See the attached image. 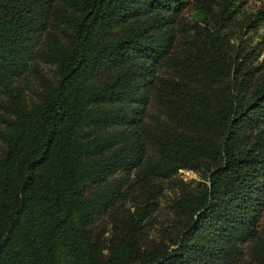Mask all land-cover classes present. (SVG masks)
<instances>
[{"label": "trees", "instance_id": "obj_1", "mask_svg": "<svg viewBox=\"0 0 264 264\" xmlns=\"http://www.w3.org/2000/svg\"><path fill=\"white\" fill-rule=\"evenodd\" d=\"M261 26L264 4L245 0H0V85L27 68L32 30L56 66L37 102L4 105L0 264H61V249L67 264H264ZM161 61L181 75H159ZM155 81L182 128H145ZM136 167L139 197L104 251L93 213L126 195L114 173ZM182 167L204 180L173 197L172 243L146 240L154 179Z\"/></svg>", "mask_w": 264, "mask_h": 264}, {"label": "rangeland", "instance_id": "obj_2", "mask_svg": "<svg viewBox=\"0 0 264 264\" xmlns=\"http://www.w3.org/2000/svg\"><path fill=\"white\" fill-rule=\"evenodd\" d=\"M262 4H264V0H245V7L249 10H253ZM65 28L63 24L59 23L55 26L54 31L57 35L62 36V29ZM115 29L113 28L112 31H115ZM263 29L264 26H261L259 31ZM43 33L44 31L41 29L30 31L29 38L27 39L28 53L30 55L27 68L20 74L7 78L0 85V130H5V120L12 117V114L4 107L6 103H9V105L18 103L28 106L37 102L45 86L54 81L55 64L41 60L38 54ZM253 36L255 37V35ZM107 70L108 68L106 66L102 67L99 69V72L94 73L93 78H98L102 73L107 72ZM157 73L159 75L169 76L181 75V72L163 63V61L157 65ZM162 92L163 90L160 89L159 82L155 81L154 84L150 85V99L145 105L143 124L152 134L153 131L161 129L166 124L182 128L181 125H177L174 119L170 118L165 112V107L159 97ZM147 148L149 152L153 151L155 149L154 142L147 140ZM139 173L140 170L138 167L118 169L114 175L122 179V186L125 187L126 195L119 198L112 207L105 211L93 213L91 225H98L100 227L102 233L100 240L104 251H106L105 244L111 224L113 222L123 221L129 215V212L134 210L135 201L139 197V187L136 179ZM204 175L203 169L182 167L167 178L154 179L158 186L156 195L157 204L153 210L155 223L145 225L146 240L152 237L155 240L161 241L164 246L172 243L171 235L176 233H173V213L175 207L171 205L172 199L184 188H188L196 181H203ZM95 185L96 182L90 180L88 190H92ZM260 231H264V213L261 219ZM61 256V264H67L68 256L64 250L62 252V249Z\"/></svg>", "mask_w": 264, "mask_h": 264}]
</instances>
